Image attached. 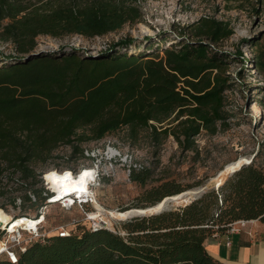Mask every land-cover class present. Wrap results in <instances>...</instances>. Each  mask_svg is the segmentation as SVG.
Segmentation results:
<instances>
[{
  "label": "trees",
  "instance_id": "trees-1",
  "mask_svg": "<svg viewBox=\"0 0 264 264\" xmlns=\"http://www.w3.org/2000/svg\"><path fill=\"white\" fill-rule=\"evenodd\" d=\"M141 22L137 0H0V42L15 50L0 63V176L12 171L22 182L12 192L0 190V197L22 191L18 198L37 204L36 215L43 199L31 166L45 163L62 145L83 156L81 144L127 128L132 139L141 132L151 139L171 136L189 151L202 130L216 133L225 121L226 56L201 41L165 49L162 56L119 53L130 39L96 55L75 49L32 53L40 36L92 39ZM201 23L193 34L212 45L232 35L222 23ZM256 64L264 71L261 59ZM151 174L130 168L129 180L143 187ZM188 191L164 182L147 190L144 199L154 206ZM9 198L15 206L17 198ZM239 221L264 225V172L254 159L183 208L126 221L117 234L77 227L67 238L30 245L17 264H222L206 251L205 241Z\"/></svg>",
  "mask_w": 264,
  "mask_h": 264
},
{
  "label": "rangeland",
  "instance_id": "rangeland-1",
  "mask_svg": "<svg viewBox=\"0 0 264 264\" xmlns=\"http://www.w3.org/2000/svg\"><path fill=\"white\" fill-rule=\"evenodd\" d=\"M137 6L142 14L141 23L125 25L115 33L92 39L78 35L40 36L32 51L67 53L75 49L96 55L120 40L130 39V45L118 50L119 53L162 56L165 49L201 41L213 52L226 56L222 75L229 85L222 94L225 121L217 124L213 135L202 130L191 150L180 148L171 136L151 139L149 132H141L132 139L127 128H123L101 141L81 144L83 156L74 155L71 146L62 145L45 163L31 166L37 174L54 169H70L79 174L82 168H92L93 174L87 182L96 197V208L118 231H122L126 221L112 220L108 212L151 206L145 201L144 193L161 183L174 182L186 191L200 190L196 196L199 199L215 188L211 179L228 164L254 159L255 166L264 172V71L256 64L260 59L264 63V0H137ZM201 21L227 25L232 35L215 45L205 38H196L193 30ZM14 54L13 45L0 42V63ZM140 167L152 173L143 187L129 180L130 168ZM64 177L72 181L69 174ZM26 183L34 187L30 179ZM22 195L19 191L0 197V210L10 218L21 213L33 216L37 204L30 206L15 201L12 206L10 203L9 197ZM178 208L183 207H171L167 211ZM71 218L79 219L81 215L77 211L65 214L54 207L48 213L47 224L54 228Z\"/></svg>",
  "mask_w": 264,
  "mask_h": 264
},
{
  "label": "built area",
  "instance_id": "built-area-1",
  "mask_svg": "<svg viewBox=\"0 0 264 264\" xmlns=\"http://www.w3.org/2000/svg\"><path fill=\"white\" fill-rule=\"evenodd\" d=\"M2 167L4 165H1ZM92 169V168H90ZM68 170H47L43 173H38L37 177L39 187L41 190V197L43 203L38 208L36 215L33 216H19L18 214L11 216L10 221L4 226L0 227V260L6 261L8 264H17L19 255L24 254L27 248L34 243H45L48 239L53 237L67 238L76 233L77 227H82L89 232H97L105 230L113 234H117V229L113 224L103 216L96 208V197L89 182L86 183L85 189L82 193H72L58 198L57 190H55L50 181L47 180V175L54 172L61 176L69 174L72 181L79 178L78 173ZM20 175L12 174V171H5L0 176V190H7L12 192L22 182L19 181ZM98 176L96 177V179ZM58 189V188H57ZM218 189V188H216ZM31 202L35 203L36 198L28 193ZM16 201L20 204V199ZM57 207L59 211L67 214L77 211L81 218H71L67 223H58L56 227H52L48 222L49 211ZM3 211V210H2ZM18 215V216H17ZM16 221H26L27 223L13 227ZM248 224V221H239L227 227L226 235L228 237L240 233ZM111 225V226H110ZM123 236L124 234H120ZM214 235L212 238H216ZM230 245L227 240L226 246Z\"/></svg>",
  "mask_w": 264,
  "mask_h": 264
},
{
  "label": "bare ground",
  "instance_id": "bare-ground-1",
  "mask_svg": "<svg viewBox=\"0 0 264 264\" xmlns=\"http://www.w3.org/2000/svg\"><path fill=\"white\" fill-rule=\"evenodd\" d=\"M249 162H246L245 160L241 159L239 161L224 166L219 172L216 173V175L211 179L210 182H212L214 186H217L219 188L224 184L225 179L233 169H236V167L243 163L248 164ZM92 174L93 173L90 171V169H85L79 173V178L77 180L67 181L64 176L52 172L47 175V180L50 181L53 188L57 190L58 198H61L64 195H70L72 193H82L85 189V185L88 179H90ZM199 192L200 190H191L180 195L174 196L171 199H167L165 200V205H162V209L163 211H167L171 207H185L189 205L194 198H196ZM153 211L154 209H151V207L139 210L130 209L125 212L110 211L108 212V216L112 220L123 222L133 218L147 217L151 213H153ZM10 219L11 218L8 215H6L0 210V227H4L10 221ZM26 223V221H16L14 222L13 227L22 226Z\"/></svg>",
  "mask_w": 264,
  "mask_h": 264
},
{
  "label": "crops",
  "instance_id": "crops-1",
  "mask_svg": "<svg viewBox=\"0 0 264 264\" xmlns=\"http://www.w3.org/2000/svg\"><path fill=\"white\" fill-rule=\"evenodd\" d=\"M248 222L238 234L228 237L224 233L207 239L204 245L209 255L222 264H264V225Z\"/></svg>",
  "mask_w": 264,
  "mask_h": 264
},
{
  "label": "water",
  "instance_id": "water-1",
  "mask_svg": "<svg viewBox=\"0 0 264 264\" xmlns=\"http://www.w3.org/2000/svg\"><path fill=\"white\" fill-rule=\"evenodd\" d=\"M251 161L252 160H250V162L248 163V164H246V163H243V164H241V165H239L238 167H236V169H233L231 172H230V174H228V176H227V178L225 179V181H224V183L227 181V179L229 178V177H231L233 174H235L236 172H238L243 166H247V165H249L250 163H251ZM221 187V186H220ZM219 187V188H220ZM215 188H218L217 186H215ZM172 197H167V198H164L163 200H161L159 203H157V204H155L154 206H151V209H154V211H153V213H151L149 216H147V217H152V216H157V215H160V214H162V213H164V212H166V211H163V207H162V205H165V200H167V199H171ZM197 198H194L192 201H191V203L192 202H194L195 200H196ZM190 203V204H191ZM161 206V207H160ZM160 207V208H159ZM159 208V209H158ZM141 218H144V217H141ZM133 219H135V218H133ZM130 220H132V219H129V220H127V221H130Z\"/></svg>",
  "mask_w": 264,
  "mask_h": 264
},
{
  "label": "snow or ice",
  "instance_id": "snow-or-ice-1",
  "mask_svg": "<svg viewBox=\"0 0 264 264\" xmlns=\"http://www.w3.org/2000/svg\"><path fill=\"white\" fill-rule=\"evenodd\" d=\"M85 175H87V174H85Z\"/></svg>",
  "mask_w": 264,
  "mask_h": 264
}]
</instances>
